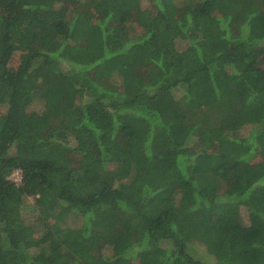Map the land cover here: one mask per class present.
I'll list each match as a JSON object with an SVG mask.
<instances>
[{
    "label": "trees",
    "instance_id": "16d2710c",
    "mask_svg": "<svg viewBox=\"0 0 264 264\" xmlns=\"http://www.w3.org/2000/svg\"><path fill=\"white\" fill-rule=\"evenodd\" d=\"M0 264H264V0H0Z\"/></svg>",
    "mask_w": 264,
    "mask_h": 264
},
{
    "label": "built area",
    "instance_id": "2783aa9c",
    "mask_svg": "<svg viewBox=\"0 0 264 264\" xmlns=\"http://www.w3.org/2000/svg\"><path fill=\"white\" fill-rule=\"evenodd\" d=\"M9 179H11L16 184H19L21 182V179H22V172H21V170L20 169L13 170L11 172V174L9 175Z\"/></svg>",
    "mask_w": 264,
    "mask_h": 264
},
{
    "label": "rangeland",
    "instance_id": "374dc122",
    "mask_svg": "<svg viewBox=\"0 0 264 264\" xmlns=\"http://www.w3.org/2000/svg\"><path fill=\"white\" fill-rule=\"evenodd\" d=\"M145 4H146V3H145ZM14 59H17V57L15 56ZM35 107H36V106H35ZM254 160H255V159H254ZM28 201L32 203V202H33V197L30 196V197L28 198ZM242 217L244 218V220L246 219V212H245L244 209L242 210Z\"/></svg>",
    "mask_w": 264,
    "mask_h": 264
}]
</instances>
